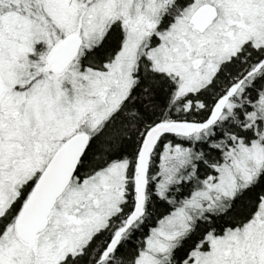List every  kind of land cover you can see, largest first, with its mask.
Here are the masks:
<instances>
[{"label": "snow or ice", "instance_id": "6c2138e0", "mask_svg": "<svg viewBox=\"0 0 264 264\" xmlns=\"http://www.w3.org/2000/svg\"><path fill=\"white\" fill-rule=\"evenodd\" d=\"M0 264H264V0H0Z\"/></svg>", "mask_w": 264, "mask_h": 264}]
</instances>
